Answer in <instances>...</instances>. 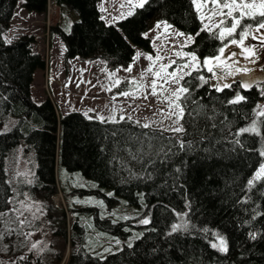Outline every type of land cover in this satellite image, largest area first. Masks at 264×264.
Listing matches in <instances>:
<instances>
[{
  "label": "rangeland",
  "instance_id": "374dc122",
  "mask_svg": "<svg viewBox=\"0 0 264 264\" xmlns=\"http://www.w3.org/2000/svg\"><path fill=\"white\" fill-rule=\"evenodd\" d=\"M23 1L19 0L10 26L3 35L7 41H13L26 33L33 35L34 50L45 57L46 66L37 68L34 73L32 96L39 105L46 100L53 104L58 117L55 130V157L59 166L55 170L54 183L36 181L39 147L34 133L36 129L47 130L50 126L43 120L37 125L24 126L22 131L20 130L16 144L4 148L1 152L0 264H20L17 258L29 259L31 264H65L71 250L81 242L80 237L73 234L75 231L77 233V229L73 230L75 222L88 226L83 234L84 242L92 252L106 255L119 248L122 240L111 233L96 229L89 222L88 216L82 212L85 207L98 208L103 216L131 218L135 223H143L142 221L147 219L157 225L158 221L153 220L146 205L128 204L110 185L101 187L98 182L80 170H69L65 165L60 166V117L71 111H81L89 118L102 121L131 118L140 124L168 131L181 127L183 129L181 132H195L201 126L205 127L208 121L215 122L218 116H221L220 109L212 104L203 103L191 109L184 103L190 86L198 83L197 76L200 72L205 73L208 66L213 67V72H208L207 76L201 74L205 77L201 80H209L216 89H222L218 91L230 89L232 99H236L237 96L245 97L243 93H235L234 89H231L233 83L242 81L245 77L248 78L246 82L252 84L247 86L248 90L251 92L256 89L255 99L248 97L251 110L246 113L245 120L241 118L238 123L221 122L220 135L228 139L235 135L236 129L240 132L242 128L254 127L256 131L243 133L254 136L259 163L252 174L235 173L233 177L226 179L217 194L207 189L209 184L203 186L199 180L190 191L183 178L184 172L181 173L177 168L180 171L172 174L171 180L175 185L178 199H169V204L177 210V220L171 226L161 225L165 239L164 247L168 251L181 249L187 238L210 242L219 249L222 239L226 247L225 237L201 222L198 215L190 209L192 205H202L208 201L225 202L230 204L234 211L240 210V206L250 208L248 212L251 217H260L264 221V205L261 201V197L264 198V177L253 180L251 185L248 184L259 170V166L264 164V156L261 155V152H264V115L260 114L264 110V43L260 39L264 36V29L256 31L257 20L260 19L258 16L255 20L247 17L241 19L233 35L230 37L225 35L221 40L218 38L219 33L231 24V20L221 14L227 11L222 7L224 0H217L216 4H213L212 0H196L195 31L180 27L164 15H156L142 29L140 33L142 40L132 42L136 50L134 58L128 66L123 67L109 66L101 57L87 58L81 54L66 59L65 42L58 32H52L51 27L57 25L68 31L77 16L75 11L58 4L55 0H48L44 12L31 11L22 5ZM145 1L100 0L99 6L103 18L123 32L120 21L134 12L138 6H142ZM228 2L231 3V0ZM237 2L239 3V0ZM245 2L252 3L253 0ZM241 11L249 10L233 9V15L239 18ZM259 11L260 9L256 8L253 14ZM244 25L250 26V32L243 38V46L231 44L232 39H242L239 33ZM201 33L214 39V45L209 48L207 55L189 49L190 45L199 41ZM189 37L192 38L191 41ZM224 45H228L226 56L230 52H237L238 55L229 56L219 65L205 66L203 64L205 58L217 55L218 49ZM246 47L250 48L251 54L244 52ZM242 52L244 54L239 55ZM191 54H195L198 59L192 61ZM186 64L189 67H183ZM129 68L131 71H127ZM245 68L248 69L247 72L244 71ZM173 72L176 73V77H182L179 83L175 82L176 77L169 75ZM127 79L137 81V86L129 90L117 89ZM180 88H186L187 92H180L178 97L173 95ZM178 116L182 118L178 119ZM16 124L17 119L11 117L0 126V134L7 133ZM245 140L249 142L248 137H245ZM104 141L110 142V139L106 138ZM168 143L169 141L164 139L153 141L144 138L143 152L132 159L112 157L113 167H117L118 163L120 165L115 169L116 181L140 174L146 165L155 162L156 155L166 153ZM99 190L104 191L106 197L98 195L96 192ZM193 191L198 192V195H192ZM228 207L230 206H226ZM89 212L93 217L94 212ZM246 212L244 211L245 214ZM173 225L178 226L175 231ZM178 236L183 237V240ZM196 257L197 252L183 259L181 257L175 259V264H197Z\"/></svg>",
  "mask_w": 264,
  "mask_h": 264
},
{
  "label": "trees",
  "instance_id": "16d2710c",
  "mask_svg": "<svg viewBox=\"0 0 264 264\" xmlns=\"http://www.w3.org/2000/svg\"><path fill=\"white\" fill-rule=\"evenodd\" d=\"M55 1L73 9L77 15L68 31L57 25L51 27L52 32H58L65 42L66 59L81 54L87 58L101 57L109 66L126 67L136 52L132 42L142 40V29L156 15H164L189 31L197 28L193 0H146L120 21L123 32L103 18L100 0ZM18 2L0 0V126L11 117L17 119L16 126L0 134V154L4 148L16 144L24 126L46 121L49 128L36 129L34 133L39 147L35 177L39 182L54 183L55 170L59 166L55 157L58 117L50 100L39 105L32 96L34 73L37 68L46 66L45 57L34 50L33 35L22 34L13 41H7L3 35L10 26ZM22 5L31 11L44 12L48 0H24ZM213 45L214 39L201 33L199 41L190 45L189 49L207 55ZM201 74L196 78L199 79L198 83L190 86L184 103L191 109L203 103L212 104L220 109L221 116L215 122L208 121L205 127L201 126L195 132L144 127L131 118L102 121L89 118L81 111H71L60 117V166L80 170L101 187L110 185L128 204L146 205L153 220L158 221L157 225L154 222L135 223L131 218L103 216L98 208L85 207L82 212L96 229L119 237L123 243L106 255L96 254L84 242L83 234L88 226L75 222L73 230L77 229V233L75 231L73 234L80 237L81 242L71 250L65 264H175V259H183L196 252L197 264H264V221L260 217H251L248 212L250 208L240 206V210L234 211L225 202L208 201L202 205H192L190 209L201 222L225 237L227 251L195 238L185 239L183 247L178 250L168 251L164 247L161 225L171 226L177 220V210L169 204L170 198L178 199L171 180L172 174L180 170L184 172L187 179L183 178L190 191L199 180L203 186L209 184L207 189L217 194L226 179L235 173L252 174L259 163L254 136L237 132V129L235 135L228 139L220 135L221 122L238 123L241 118L245 120L246 113L251 110L248 97L255 99L256 89L250 92L244 87L252 85L246 82L247 77L236 81L231 89L235 93H243L245 97L240 102L230 103L235 100L232 99L233 94L229 93L230 89L218 91L209 80H201L202 75L207 76L208 71ZM137 84V81L127 79L117 89L129 90ZM245 137H248L249 142H246ZM106 138L110 142L104 141ZM144 138L153 141L164 139L169 141V148L165 154L156 155L155 162L146 165L140 174L116 181L115 169L120 165L118 163L114 168L111 164L113 158L123 157L128 160L140 154L144 148ZM96 193L106 197L102 190ZM197 193L193 191L192 195ZM261 201L264 205V198L261 197ZM89 211L94 212L93 217ZM16 260L20 264H31L26 258Z\"/></svg>",
  "mask_w": 264,
  "mask_h": 264
},
{
  "label": "snow or ice",
  "instance_id": "6c2138e0",
  "mask_svg": "<svg viewBox=\"0 0 264 264\" xmlns=\"http://www.w3.org/2000/svg\"><path fill=\"white\" fill-rule=\"evenodd\" d=\"M193 3H196V0H193ZM213 4L217 3V0H212ZM222 7L224 9H227L226 12L221 13L223 16L228 17L231 20V24L227 27L223 28V31H221L219 33V39L223 40L225 38V35L227 36H232L233 33L235 32L237 26L240 24V20L244 19V18H249V19H257V16L260 18L259 20H257V28L256 31L259 32L261 29H264V0H253L252 3H246L245 0H239V3L237 2V0H231V3L228 2V0H224V3L222 5ZM240 8L249 10L247 12L241 11L239 18H237V16L233 15V9H237L239 10ZM256 8H259L260 11L255 13V15L253 14V10H255ZM201 19H203V17H201ZM224 21H221V25H223ZM218 28L220 27V25L217 26ZM205 28H207V25H205ZM250 32V26L249 25H244L243 29L240 31L239 35L242 37V39L237 40V39H232L231 40V44H235V45H240L243 46V38H246L249 35ZM191 41V37L188 38ZM262 43H264V36L260 37ZM228 47V45H224L222 47H220L218 49V54L213 56V57H208L205 58V60L203 61V64L205 66L208 65H219L220 63H223L224 60H227L229 56L231 57H235L238 55L237 52H230L228 53V55H225L226 52V48ZM244 52H249L250 53V48H245ZM244 53H239V55H243ZM251 54V53H250ZM177 55H180V53H177ZM184 55H189V54H184ZM149 59H151V57H148ZM223 58V59H222ZM198 58L195 56V54H191V60L192 61H196ZM183 67H189V65H183ZM127 71H131V68L127 69ZM207 71L208 72H213V67L212 66H208L207 67ZM245 72L248 71L247 68L244 69ZM188 73H185V75H187ZM172 77H176V73H170L169 74ZM179 79H182V77H176L175 82L179 83ZM201 79H203V77H201ZM229 85H224V87H228ZM248 85H244V87H247ZM153 87H155V85L153 84ZM214 87H216L214 85ZM217 90H222L220 88H217ZM180 92H187L186 88H180L177 90L176 93H174L173 95H176L178 97ZM122 95H128V93H122ZM244 98L241 96H237V98L233 101H230V103H237L240 102L241 100H243ZM177 107L179 108V105H177ZM181 112L183 111L182 109L180 110ZM262 115H264V110H262V112L260 113ZM182 117L178 116V119H180ZM144 127H148V125H144ZM173 131L175 132H181L183 131V129L181 127H177L174 128ZM256 131V129L253 128H242L240 129V132H254ZM261 155L264 156V152H261ZM261 177H264V164H261L259 166V170L255 173L253 179L248 181V184L251 185L253 183V180L259 179ZM144 224L149 223V221L147 219L142 221ZM178 226L177 225H173V231L176 230ZM225 242L221 239L220 241V248L222 251H227V248L224 247ZM213 247H217V245H213Z\"/></svg>",
  "mask_w": 264,
  "mask_h": 264
},
{
  "label": "crops",
  "instance_id": "0c3cea01",
  "mask_svg": "<svg viewBox=\"0 0 264 264\" xmlns=\"http://www.w3.org/2000/svg\"><path fill=\"white\" fill-rule=\"evenodd\" d=\"M37 70V69H36Z\"/></svg>",
  "mask_w": 264,
  "mask_h": 264
}]
</instances>
